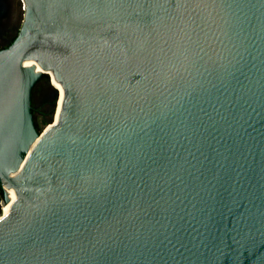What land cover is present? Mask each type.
Returning a JSON list of instances; mask_svg holds the SVG:
<instances>
[{
    "label": "water",
    "instance_id": "obj_1",
    "mask_svg": "<svg viewBox=\"0 0 264 264\" xmlns=\"http://www.w3.org/2000/svg\"><path fill=\"white\" fill-rule=\"evenodd\" d=\"M23 1L0 264H264V0ZM43 76L64 100L40 131Z\"/></svg>",
    "mask_w": 264,
    "mask_h": 264
},
{
    "label": "flooded vegetation",
    "instance_id": "obj_2",
    "mask_svg": "<svg viewBox=\"0 0 264 264\" xmlns=\"http://www.w3.org/2000/svg\"><path fill=\"white\" fill-rule=\"evenodd\" d=\"M24 15L25 7L23 0H0V51L9 47L17 38L23 24ZM43 77L32 89L31 105L36 125V118L39 116L42 120L48 119L51 112V99H54V93H51V90H47L46 86H44L43 91L37 100H35V89L45 79ZM2 200L3 190L0 185V204ZM4 206L2 211L4 210Z\"/></svg>",
    "mask_w": 264,
    "mask_h": 264
},
{
    "label": "bare ground",
    "instance_id": "obj_3",
    "mask_svg": "<svg viewBox=\"0 0 264 264\" xmlns=\"http://www.w3.org/2000/svg\"><path fill=\"white\" fill-rule=\"evenodd\" d=\"M29 65H34L35 69L40 72V71H45L42 66L38 63H31ZM50 73V72H48ZM54 80V79H53ZM54 82L56 83H53V81L51 80V83H52V86L58 91L59 93V97L57 99V103H56V110H55V114H54V118H53V123H52V126L55 127L58 125L59 123V120H60V115H61V112H62V107H63V100H64V90L63 88L61 87L60 84H58L55 80ZM27 162H25L23 164V167L26 165ZM6 190L9 194V198H10V202L4 206V210H3V214L7 213V211L10 209V207L12 206V204L14 203V201L16 200V195L15 193L8 187L6 186Z\"/></svg>",
    "mask_w": 264,
    "mask_h": 264
},
{
    "label": "rangeland",
    "instance_id": "obj_4",
    "mask_svg": "<svg viewBox=\"0 0 264 264\" xmlns=\"http://www.w3.org/2000/svg\"><path fill=\"white\" fill-rule=\"evenodd\" d=\"M45 78L42 83H40V85L35 89V100H37V98L39 97L40 93L43 91V87L46 86L47 90H51V93L54 92V88L51 86L50 82H49V77L46 76V77H43ZM53 83L54 80L52 79ZM56 85V83H55ZM57 86V85H56ZM55 104V99H51V112H50V115L48 117L47 120H42L41 117L39 116L38 118H36V122H37V127L40 131L43 130L44 126L48 125V123H50V120H51V117H52V114H53V106ZM0 215H2L3 211H2V207L4 206L3 205V200L0 204Z\"/></svg>",
    "mask_w": 264,
    "mask_h": 264
},
{
    "label": "built area",
    "instance_id": "obj_5",
    "mask_svg": "<svg viewBox=\"0 0 264 264\" xmlns=\"http://www.w3.org/2000/svg\"><path fill=\"white\" fill-rule=\"evenodd\" d=\"M2 209H3V207H2Z\"/></svg>",
    "mask_w": 264,
    "mask_h": 264
}]
</instances>
